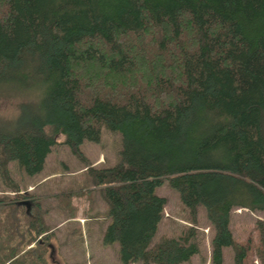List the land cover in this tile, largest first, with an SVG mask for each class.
Wrapping results in <instances>:
<instances>
[{
  "label": "trees",
  "instance_id": "1",
  "mask_svg": "<svg viewBox=\"0 0 264 264\" xmlns=\"http://www.w3.org/2000/svg\"><path fill=\"white\" fill-rule=\"evenodd\" d=\"M82 63L128 77L130 88L121 97L102 93L108 78L87 77ZM6 91L42 95L38 106L22 105L16 126L0 124L7 176L11 161L41 172L58 134L85 159V140L99 141L103 127L121 133L122 162L90 171L106 185L103 242L120 244L123 264H182L200 252L192 228L154 241L167 202L156 191L163 179L193 216L206 207L213 263L233 247L243 264L232 210L264 211V0H0ZM21 234L0 247V264H46L45 239L26 250L35 239Z\"/></svg>",
  "mask_w": 264,
  "mask_h": 264
},
{
  "label": "rangeland",
  "instance_id": "2",
  "mask_svg": "<svg viewBox=\"0 0 264 264\" xmlns=\"http://www.w3.org/2000/svg\"><path fill=\"white\" fill-rule=\"evenodd\" d=\"M183 29H190L188 22L184 23ZM145 41L146 38H142L140 43ZM131 43L138 45L134 39ZM136 48L143 47L138 45ZM106 54L109 58L115 57L109 51ZM131 60L134 65L135 61ZM80 68L89 78L94 74L96 78L107 77L105 68L100 72L89 63H82ZM112 75L107 77L111 87L100 91L121 97L123 89L130 88L128 77H122L124 81H121ZM135 79L136 82L140 79L139 72ZM90 90L86 88V94ZM41 97L34 91H6L0 95V124L10 129L16 126L21 119L22 105L38 106ZM46 129L52 132L51 126ZM56 139L41 172L30 175L16 161L9 163V176L0 169V247L18 241L21 232L26 241L35 239L26 250L37 247L41 239L47 244L52 243L53 251L47 244L41 247L46 264H123L120 244L103 242L111 221L103 194L106 185H98L90 171L91 168L114 167L122 162L121 133L103 127L99 141L85 140L81 144L85 159L65 143L64 134H58ZM156 191L167 202L154 241L158 242L161 237H178L192 228L200 252L182 264H214L212 240L215 230L206 207L199 205L197 215L193 216L168 179H163ZM230 227L237 242L247 250L243 264H264V211L234 208ZM43 229L45 231L40 233ZM235 254L233 247L224 248L223 264H236Z\"/></svg>",
  "mask_w": 264,
  "mask_h": 264
},
{
  "label": "water",
  "instance_id": "3",
  "mask_svg": "<svg viewBox=\"0 0 264 264\" xmlns=\"http://www.w3.org/2000/svg\"><path fill=\"white\" fill-rule=\"evenodd\" d=\"M50 246H51V248H52V251H53V249H54L53 245H52V244H50Z\"/></svg>",
  "mask_w": 264,
  "mask_h": 264
},
{
  "label": "crops",
  "instance_id": "4",
  "mask_svg": "<svg viewBox=\"0 0 264 264\" xmlns=\"http://www.w3.org/2000/svg\"><path fill=\"white\" fill-rule=\"evenodd\" d=\"M161 224V223H160ZM160 224H159V226H160ZM122 262V261H121Z\"/></svg>",
  "mask_w": 264,
  "mask_h": 264
}]
</instances>
